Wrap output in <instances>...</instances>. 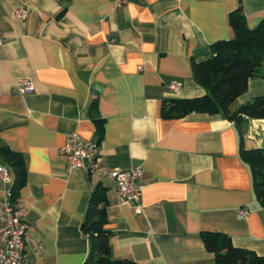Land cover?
I'll return each mask as SVG.
<instances>
[{"label":"crops","instance_id":"1","mask_svg":"<svg viewBox=\"0 0 264 264\" xmlns=\"http://www.w3.org/2000/svg\"><path fill=\"white\" fill-rule=\"evenodd\" d=\"M240 5L249 27L264 21V0H129L122 7L113 0H0V144L25 161L14 203L44 244L41 254L27 246L31 264L84 263L82 223L98 184L107 187L114 257L213 264L203 231L225 232L264 254V206L240 155L241 144L264 145V119L236 125L221 114L165 119L160 112L164 99L207 92L191 59L234 36L230 13ZM24 79L33 91H20ZM261 94L264 79L253 77L233 107ZM72 132L98 142L96 171L68 168L60 148ZM0 165L13 178L1 155ZM135 165L144 171L140 213L122 204L106 175ZM11 184L0 174V200Z\"/></svg>","mask_w":264,"mask_h":264},{"label":"trees","instance_id":"2","mask_svg":"<svg viewBox=\"0 0 264 264\" xmlns=\"http://www.w3.org/2000/svg\"><path fill=\"white\" fill-rule=\"evenodd\" d=\"M234 36L219 40L210 46L204 59H191L194 78L207 92L200 96L164 99L160 112L165 119H180L192 112L221 114L236 125L246 119H264V94L257 95L234 108L238 97L247 91L251 78L264 75V21L251 28L240 6L230 13ZM103 131L100 130L102 137ZM0 155L13 171L12 200L18 197L25 184L27 169L22 155L7 145L0 144ZM241 157L248 163L253 180V190L264 206V145L254 148L240 147ZM109 204L107 187L98 184L91 192L82 229L89 239V252L83 264H138L135 260L112 254L111 235L108 228ZM206 248L213 252V264H264V254L253 248L235 243L225 232L203 231Z\"/></svg>","mask_w":264,"mask_h":264},{"label":"built area","instance_id":"3","mask_svg":"<svg viewBox=\"0 0 264 264\" xmlns=\"http://www.w3.org/2000/svg\"><path fill=\"white\" fill-rule=\"evenodd\" d=\"M129 0H113L117 7H122ZM20 17H26V9H18ZM3 44V36L0 31V45ZM170 87L176 90L179 84L171 83ZM35 89L34 84L24 79L20 81V91L30 92ZM67 160L70 169H87L96 171L100 159L99 144L82 137L77 132L68 134L67 141L60 148ZM144 171L141 165H135L129 170L113 169L106 175L115 181L117 190L122 197V204L131 205L135 211H142L140 179ZM0 174L5 183H11L13 178L8 168L0 165ZM25 209L17 206L12 200L11 189H7L4 198L0 200V264H31L27 246L35 254H41L44 244L34 238L30 233L29 224L24 218ZM248 209L242 208L240 214L248 215Z\"/></svg>","mask_w":264,"mask_h":264},{"label":"rangeland","instance_id":"4","mask_svg":"<svg viewBox=\"0 0 264 264\" xmlns=\"http://www.w3.org/2000/svg\"><path fill=\"white\" fill-rule=\"evenodd\" d=\"M260 73L264 74V65L260 68Z\"/></svg>","mask_w":264,"mask_h":264}]
</instances>
